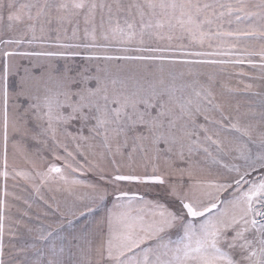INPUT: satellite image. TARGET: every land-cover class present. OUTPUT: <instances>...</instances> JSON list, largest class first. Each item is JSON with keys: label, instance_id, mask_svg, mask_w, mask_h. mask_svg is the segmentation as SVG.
I'll list each match as a JSON object with an SVG mask.
<instances>
[{"label": "snow or ice", "instance_id": "snow-or-ice-1", "mask_svg": "<svg viewBox=\"0 0 264 264\" xmlns=\"http://www.w3.org/2000/svg\"><path fill=\"white\" fill-rule=\"evenodd\" d=\"M257 37L264 44V0L258 4L250 0H0V131L5 168L0 176L9 175V102L14 96L18 101L14 107L23 111L12 117L11 124L22 137L38 140L51 134L56 141L61 126L79 121V135L72 139L99 138L114 165V157H123L125 150L129 166L137 155L152 164L153 174L143 176L119 174L117 167L109 183L167 184L166 195L172 198L171 202L143 201L138 194L120 191L117 199L128 204L117 205L119 212L109 211L106 234L85 230L64 235L63 221H57L37 229L40 243L19 249L32 256L13 264H264V100L259 120L253 113L242 122L240 116L226 114L211 86L196 87L198 80L185 82L184 71L170 68L188 66L187 74L196 75L191 66L244 64L243 58L213 57L230 56L243 39ZM185 38L188 45L174 44ZM25 43L39 45L40 50L20 51ZM242 55H258L264 69V47ZM17 56L63 57L66 65L59 71L50 63L39 75L25 67L21 74V66L10 60ZM73 57L94 63L95 73L88 67L73 73L67 66ZM112 62H125L127 73L113 76ZM13 76L19 77L15 84ZM30 118L37 121L40 133L33 134ZM85 128L88 136L83 135ZM201 153L234 174L223 182L195 181L187 186L155 174L156 161L167 154L171 166L175 155L188 165L177 170L191 180L196 166L192 157ZM221 154L240 163H223ZM67 155L75 159L73 153ZM104 156L101 152V160ZM65 167L75 172L84 166L77 168L66 160ZM15 176L32 179L24 171H15ZM36 176L41 185L57 179L68 183L55 165ZM87 186L93 189L87 211L93 212L104 206L109 193L102 185ZM34 190L39 194V186ZM223 192L229 196L221 200ZM134 202L150 206L149 222L128 210ZM5 207V199L0 198V264H5Z\"/></svg>", "mask_w": 264, "mask_h": 264}, {"label": "rangeland", "instance_id": "rangeland-1", "mask_svg": "<svg viewBox=\"0 0 264 264\" xmlns=\"http://www.w3.org/2000/svg\"><path fill=\"white\" fill-rule=\"evenodd\" d=\"M252 4H258L259 0H250ZM257 11V9H252ZM4 23H7L6 12L3 14ZM243 27V25H242ZM189 44L187 38L183 41H174V44ZM197 47L198 46H193ZM264 47L260 38L243 39L241 43L233 50L230 56L213 57L217 60H235L237 58L245 59L244 64H199L193 67L196 75H188V66L173 65L170 66L172 71L185 72L184 81L192 82L198 80L200 85L211 86V90L216 95L217 102L225 104V112L231 113L233 117L240 116L242 122L252 118L255 113V119L259 120L261 110V101L264 100V69L259 67L261 61L258 55H242L246 52L260 51ZM3 48V45H0ZM39 51V45H28L25 43L19 49ZM204 50H208L207 43ZM16 65L21 66V74L23 68L27 67L39 75L48 68L49 64L59 70L65 69L66 60L63 57H22L17 56L10 58ZM251 60L256 67H252L247 61ZM125 62H112L111 73L113 76H123L128 69L124 67ZM119 65V67H118ZM67 66L76 71H82L88 67L90 73H95V64L89 65L82 57H73L67 61ZM103 66V65H102ZM167 70V69H166ZM245 73L240 75V73ZM211 77V79H210ZM19 79L18 76L11 77L13 84ZM94 81L92 84L94 85ZM251 85V88H246ZM18 101L14 96H10L9 102V141L7 146L8 178L0 176V198L5 199V235L3 238L5 264H13L14 261H22L30 258L32 253L20 252L19 249L27 248L31 244H39L36 240L37 229L47 228L49 224L55 225L57 221H63V234L68 233L80 234L88 230L98 233L101 230L106 234L108 230L107 216L109 211L119 212L122 209L117 207L119 204L127 205L128 201L118 200L120 191L128 192L129 195L138 194L143 197V201H161L171 202L172 198L166 195L168 185H152L138 184L129 181L111 182L112 175L117 174H134V175H152V164L144 161L140 155H137L129 166L127 159V150L123 157L117 155L114 157L116 164H113V157L107 154V150L100 145V139L93 140H73V135H79L80 122L74 121L69 125L61 126L57 132L56 141H53L51 134L40 135L38 140H34L31 136L22 137L13 130L11 120L14 115H18L23 111L14 107ZM26 104V102H24ZM214 115L219 117L218 113ZM202 120V118H201ZM227 123V122H226ZM46 126V125H45ZM29 127L35 129V133H40V127H37V121L29 120ZM70 133L71 135H68ZM83 135L88 136V130H83ZM92 145L89 148V145ZM79 145V149L77 147ZM160 147H164L160 145ZM68 152L73 153L75 159L69 157ZM83 152L84 155H80ZM104 152V159L101 160L100 153ZM3 138L0 131V172L5 171L3 166ZM187 156V153H185ZM234 155V154H233ZM85 156L87 159H85ZM61 157V158H57ZM167 154L155 163L158 165L157 175H162L168 182L184 183L187 186L190 182L200 181L206 183L208 181L223 182L225 177L233 175L228 173L227 169L219 164H214L210 159H204L201 153L192 157L196 162L193 168V176L191 180L187 174L181 175L177 170L178 167L187 168V164H181L175 155L171 156V166L166 163ZM69 161L73 166L80 168L81 171H72L71 167H65V161ZM223 163H240L234 161L231 156L221 154ZM55 165L63 170L68 183L64 180L57 179L54 182L40 184V177L36 176V172H46L48 167ZM147 165V166H145ZM24 171L29 174L32 179L24 180L15 176V171ZM103 177V178H101ZM73 179L82 181L80 184H72ZM102 185L107 189L109 195L104 202L102 208H98L93 212H88L87 207L92 203L93 189L87 185ZM35 186H39L40 191L37 194L34 190ZM7 191L8 195L3 193ZM231 190H229L230 192ZM229 192L220 193L221 200L229 196ZM28 201L31 207L28 206ZM224 207L223 204L220 205ZM133 215L140 214L143 216L145 223L151 220V208L143 202L133 203L128 209ZM83 213V215H82ZM71 221V223H69ZM29 228L32 229L29 232ZM14 233L9 234V233ZM173 235V239H175ZM98 257H94V260Z\"/></svg>", "mask_w": 264, "mask_h": 264}]
</instances>
